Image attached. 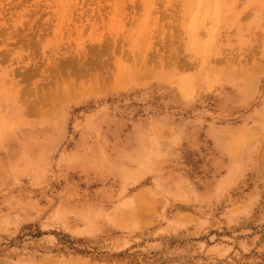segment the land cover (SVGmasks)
I'll use <instances>...</instances> for the list:
<instances>
[{"label": "rangeland", "instance_id": "rangeland-1", "mask_svg": "<svg viewBox=\"0 0 264 264\" xmlns=\"http://www.w3.org/2000/svg\"><path fill=\"white\" fill-rule=\"evenodd\" d=\"M0 264H264V0H0Z\"/></svg>", "mask_w": 264, "mask_h": 264}, {"label": "bare ground", "instance_id": "bare-ground-1", "mask_svg": "<svg viewBox=\"0 0 264 264\" xmlns=\"http://www.w3.org/2000/svg\"><path fill=\"white\" fill-rule=\"evenodd\" d=\"M195 45V44H194ZM140 74V73H139ZM186 83V85H188L189 84V82L188 81H184V83L183 84H185ZM187 88H188V86H187ZM190 88V87H189Z\"/></svg>", "mask_w": 264, "mask_h": 264}]
</instances>
